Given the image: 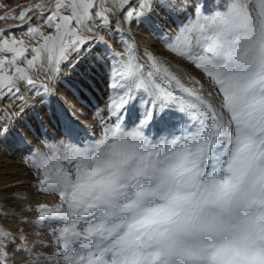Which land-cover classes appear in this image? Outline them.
I'll return each instance as SVG.
<instances>
[{"label": "snow or ice", "instance_id": "6c2138e0", "mask_svg": "<svg viewBox=\"0 0 264 264\" xmlns=\"http://www.w3.org/2000/svg\"><path fill=\"white\" fill-rule=\"evenodd\" d=\"M156 7L191 9L165 46L206 83L130 37L122 52L105 44L111 17L130 30ZM8 19L20 34L0 29V99H23L33 72L50 79L95 42L108 94L97 136L51 109L64 138L27 151L39 190L58 198L36 209L53 251L0 228V264L9 244L27 257L17 264H264V0H40ZM37 94L46 103L48 88Z\"/></svg>", "mask_w": 264, "mask_h": 264}, {"label": "rangeland", "instance_id": "374dc122", "mask_svg": "<svg viewBox=\"0 0 264 264\" xmlns=\"http://www.w3.org/2000/svg\"><path fill=\"white\" fill-rule=\"evenodd\" d=\"M39 2L40 0H0V16L18 15L24 6ZM206 2L211 7L214 0H206ZM221 2L222 0H215L217 4ZM185 3L191 5L194 0H185ZM14 6L17 8L10 10ZM190 10V8L177 10L176 15L173 16L156 7L148 23H133L130 30L122 16H113L111 17L113 21L120 20V24L115 27L122 26L123 36L116 32L114 27L113 32L102 33L104 42L112 50L122 52L121 41L125 37H130L140 49H147L168 62L172 70L185 80L187 77L184 76V72L179 71L180 68L186 69L193 77L206 83L202 73L165 46L166 42L174 38L178 24L184 20ZM0 29L10 30L17 36L20 34L18 22L13 19L0 20ZM24 39L28 37L25 36ZM104 50V44L92 43L83 58L77 59L73 55L60 65L59 73L50 79H47L43 72H33L36 87H23L21 95L26 91L30 100L36 98L35 105L39 107L40 104L39 115L28 105L29 101L23 103L25 99L23 96V99L7 97L0 99V114H2L0 123H3L4 118L9 115L15 121L14 124L9 123L7 137L0 140V228L15 235L20 234L18 230H23V234L28 238L27 245L32 248L36 256H48L53 251L52 248L41 247L48 244L51 237L46 227L35 222L39 218L36 209L40 204L56 203L58 198L39 190L27 148L44 152L47 150L46 140L64 138L62 122L52 117L51 109L58 106H62L68 119L79 125L89 136L99 135L100 110L104 108L108 94V81L105 69L95 62L94 57L97 54L103 55ZM43 86L49 90L46 103H41V95L37 94ZM53 92L58 94L57 102L54 104L50 98ZM38 97L40 101H37ZM62 100L64 105L60 103ZM42 116L49 124L41 119ZM20 137L26 141V146L21 144ZM8 248L12 257L9 264H17L18 261L27 259L11 244Z\"/></svg>", "mask_w": 264, "mask_h": 264}, {"label": "bare ground", "instance_id": "6f19581e", "mask_svg": "<svg viewBox=\"0 0 264 264\" xmlns=\"http://www.w3.org/2000/svg\"><path fill=\"white\" fill-rule=\"evenodd\" d=\"M29 94V93H28ZM27 94V92L26 91H24L23 93H22V96L25 98V99H27L28 101H29V104L28 105H30L33 109H35L34 111L39 115L40 113H39V107H40V104H39V107L37 106V105H35V101H36V98H35V100H34V98H33V100H30V97H29V95ZM35 95V94H34ZM31 96V95H30ZM58 97V94L56 93V92H53V93H51L50 94V98H51V100H52V103L54 104L55 102H57V100H56V98ZM37 101H40V99H39V97L37 98ZM60 103H61V105H64L65 103L63 102V100L62 101H60ZM41 107H43L42 106V104H41ZM40 112H41V109H40ZM49 114V113H48ZM50 118V117H49ZM41 119H43V120H45V118L42 116V118ZM46 121V120H45ZM46 123H47V121H46ZM47 124H49V123H47Z\"/></svg>", "mask_w": 264, "mask_h": 264}, {"label": "water", "instance_id": "95a60500", "mask_svg": "<svg viewBox=\"0 0 264 264\" xmlns=\"http://www.w3.org/2000/svg\"><path fill=\"white\" fill-rule=\"evenodd\" d=\"M14 8H17V6L12 7L10 10H12V9H14ZM0 17H3V15H1Z\"/></svg>", "mask_w": 264, "mask_h": 264}]
</instances>
